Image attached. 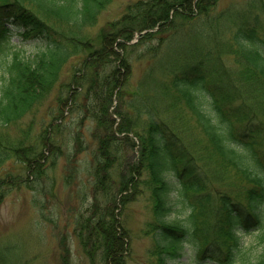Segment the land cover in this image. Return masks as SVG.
<instances>
[{"label": "trees", "instance_id": "trees-1", "mask_svg": "<svg viewBox=\"0 0 264 264\" xmlns=\"http://www.w3.org/2000/svg\"><path fill=\"white\" fill-rule=\"evenodd\" d=\"M106 1L0 0V123L40 106L68 59L86 53L72 103L83 94L97 141L89 209L95 216L83 227L100 247L102 263L126 264L129 234L115 210L146 191L154 217L148 252L153 264L178 258L187 241L195 244L198 264H264V0H248L244 13L231 19L235 26L227 36L203 23L217 0L134 3L100 32V46L92 50L76 30L56 32L63 24L72 29L93 24ZM223 11L210 23L227 18ZM14 29L43 48L20 57L10 49ZM134 33L140 42L169 39L174 52L161 58L157 46L146 50L151 65L132 88L127 52L137 46L130 43ZM111 57L118 64L108 70ZM93 97L104 110L100 105L96 110ZM112 115L119 119L116 126ZM56 121L61 124V117ZM192 124L205 143L194 142ZM51 135L48 141V135L39 136L38 147L0 140V167L10 156L38 173L48 144L57 147ZM123 143L137 145V158L124 152ZM230 173L245 183L241 195L225 190ZM5 185L0 180V195ZM171 193L187 209L182 219L165 220ZM248 235L252 243L243 238ZM85 252L92 260V249ZM0 264H6L1 256Z\"/></svg>", "mask_w": 264, "mask_h": 264}, {"label": "rangeland", "instance_id": "rangeland-1", "mask_svg": "<svg viewBox=\"0 0 264 264\" xmlns=\"http://www.w3.org/2000/svg\"><path fill=\"white\" fill-rule=\"evenodd\" d=\"M146 1L149 0H107L93 24L79 29H72L63 24L56 27V32L68 34V31L76 30L75 36L84 40L88 49L98 48L101 42L100 32L106 30L108 24L119 19L128 6ZM247 1L217 0L213 10L207 15L209 19H204L203 23L208 24L210 30L215 28L217 33H224L223 35L227 36V32L235 26L230 22L231 19H236L244 13ZM174 11L171 10L170 16ZM221 11L227 18H222L216 24L213 21L210 23L211 17L221 14ZM106 32L102 33V36ZM176 34L178 33L173 35ZM139 37L138 33L132 35L130 43H136L137 46L127 52L131 65L129 86L132 88L151 65L146 50L157 46L159 48L157 56L161 58H170L174 52L173 43L169 42V39L166 42L159 39L140 42ZM41 48H43L41 41H24L17 35V31L13 30L10 49L18 52L20 57L30 58ZM112 49L116 51V44ZM85 57L89 56L83 53L68 59L47 100L31 113L9 124L0 123V140H6L8 145L16 142L18 145L25 143L38 147L35 145L36 139L41 135L42 137L48 135L46 137L48 141L53 131L51 137L57 145L53 148L48 144L49 151L45 153V162L41 164L38 173L28 172L20 161L17 162L10 156L0 167L2 177L0 180L8 184V188L5 185L0 195V256L4 258L6 264H103L100 247L96 249L97 246L92 242L94 237L83 227L84 221L95 216L93 210L89 209L93 204L95 181L92 174L94 168L92 157L97 141L92 136L93 123L87 116L88 110L82 107L86 102L83 94L72 103L80 89L78 86L82 76L80 69ZM222 60L226 62L227 58L222 57ZM107 61H110L106 66L108 70L118 64L114 57ZM182 65L177 67L180 68ZM113 101L109 111L116 105V100ZM95 105L96 110L99 105L101 106L99 108L104 110V105L94 98ZM60 117L61 124H58L56 120ZM112 117L116 118L115 115ZM118 121L116 118L115 126ZM56 125L58 127H55ZM191 136L198 145L205 143L201 131L193 124ZM77 139L79 144L76 143ZM132 141L138 143L135 137ZM122 147L130 158L133 155L134 159L137 158V145L132 147L131 144H124ZM53 153L56 157H53ZM228 178V181H225L228 182L225 190L231 196L241 195L245 183L232 173ZM112 179L116 182V174ZM95 199L104 206L101 203L102 195L96 194ZM169 203L171 208L165 220H178L186 216L187 209L178 202L175 193L170 194ZM115 213L129 234L126 264H153L148 252L153 246L150 232L154 226V217L147 192L142 191L124 208L118 205ZM112 235L109 237L112 238ZM245 241L252 243L254 240L248 235L245 236ZM85 248L92 249V260L85 252ZM253 248L255 251L260 250L256 244H253ZM194 251V242L187 241L183 245L181 255L174 260H168L167 264H198L194 260Z\"/></svg>", "mask_w": 264, "mask_h": 264}, {"label": "bare ground", "instance_id": "bare-ground-1", "mask_svg": "<svg viewBox=\"0 0 264 264\" xmlns=\"http://www.w3.org/2000/svg\"><path fill=\"white\" fill-rule=\"evenodd\" d=\"M61 9H62V8H61ZM61 9H60V10H61ZM243 238H245V236H244Z\"/></svg>", "mask_w": 264, "mask_h": 264}]
</instances>
